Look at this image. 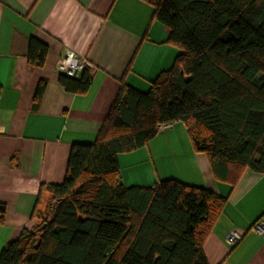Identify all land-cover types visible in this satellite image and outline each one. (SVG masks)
Listing matches in <instances>:
<instances>
[{"label":"trees","instance_id":"16d2710c","mask_svg":"<svg viewBox=\"0 0 264 264\" xmlns=\"http://www.w3.org/2000/svg\"><path fill=\"white\" fill-rule=\"evenodd\" d=\"M154 19L182 53L148 92L121 81L92 144L72 146L62 184L50 185L40 223L9 242L0 264H209L203 245L227 197L175 179L126 187L119 156L148 144L158 126L182 122L195 152L232 189L264 174V0H153ZM48 46L32 38L29 62ZM91 72L59 82L85 94ZM46 88L39 83L36 101ZM123 183V184H121ZM6 205L0 203V226Z\"/></svg>","mask_w":264,"mask_h":264},{"label":"crops","instance_id":"0c3cea01","mask_svg":"<svg viewBox=\"0 0 264 264\" xmlns=\"http://www.w3.org/2000/svg\"><path fill=\"white\" fill-rule=\"evenodd\" d=\"M153 0H0V254L41 221L62 184L74 144H92L116 99L121 81L140 92L172 68L182 51L154 19ZM48 46L42 67L29 62L30 40ZM67 51L95 71L85 94L59 82ZM46 82L39 101V83ZM126 187H153L176 179L204 187L228 203L203 245L209 264H264V174L247 170L232 189L213 175L208 157L194 150L187 127L175 122L148 144L119 156ZM51 203V202H50ZM41 214V215H40ZM242 235L228 244V235Z\"/></svg>","mask_w":264,"mask_h":264},{"label":"built area","instance_id":"2783aa9c","mask_svg":"<svg viewBox=\"0 0 264 264\" xmlns=\"http://www.w3.org/2000/svg\"><path fill=\"white\" fill-rule=\"evenodd\" d=\"M58 70L62 75L79 79L82 73L86 70L95 71L94 65L85 58H78L72 51H67L65 56L58 62ZM174 123H165L158 126V133H163L170 130ZM1 133V130H0ZM254 230L264 235V223H259L254 226ZM242 235L236 231L231 232L227 237L228 244H236Z\"/></svg>","mask_w":264,"mask_h":264},{"label":"rangeland","instance_id":"374dc122","mask_svg":"<svg viewBox=\"0 0 264 264\" xmlns=\"http://www.w3.org/2000/svg\"><path fill=\"white\" fill-rule=\"evenodd\" d=\"M175 180H176V179H175ZM182 183H185V182H182ZM185 184H186V183H185ZM187 185H188V184H187ZM191 186H192V185H191ZM196 187H197V186H196ZM50 202H51V201H50ZM50 202H49V204H51ZM47 210H48V206H46L45 212H47ZM45 212H44V213H45Z\"/></svg>","mask_w":264,"mask_h":264},{"label":"water","instance_id":"95a60500","mask_svg":"<svg viewBox=\"0 0 264 264\" xmlns=\"http://www.w3.org/2000/svg\"><path fill=\"white\" fill-rule=\"evenodd\" d=\"M121 184H123V183H121Z\"/></svg>","mask_w":264,"mask_h":264}]
</instances>
